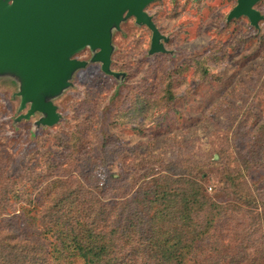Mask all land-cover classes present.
<instances>
[{"label":"rangeland","instance_id":"rangeland-1","mask_svg":"<svg viewBox=\"0 0 264 264\" xmlns=\"http://www.w3.org/2000/svg\"><path fill=\"white\" fill-rule=\"evenodd\" d=\"M236 2H151L163 52L151 50L147 26L124 17L111 28L113 75L85 46L72 58L86 66L57 94L45 91L60 115L52 125L41 112L21 117L23 73L0 66V189L17 179L37 196L56 176H75L106 203L128 202L156 172L195 173L229 213L202 249H219L221 264H264V0L256 24L227 18Z\"/></svg>","mask_w":264,"mask_h":264},{"label":"trees","instance_id":"trees-1","mask_svg":"<svg viewBox=\"0 0 264 264\" xmlns=\"http://www.w3.org/2000/svg\"><path fill=\"white\" fill-rule=\"evenodd\" d=\"M230 179L226 175L223 183ZM152 180L155 185L135 190L128 202L106 203L75 176H56L37 196L6 178L0 189V264H71L76 258L84 264H221L225 254L202 246L228 211L195 173L174 179L156 172Z\"/></svg>","mask_w":264,"mask_h":264},{"label":"water","instance_id":"water-1","mask_svg":"<svg viewBox=\"0 0 264 264\" xmlns=\"http://www.w3.org/2000/svg\"><path fill=\"white\" fill-rule=\"evenodd\" d=\"M154 0H0V54L16 50L19 57L0 55L4 69L19 68L23 84L20 108L30 102L21 117L36 112L45 114L44 122L57 119L54 104L46 100L45 91L57 94L67 85L70 73L85 61L72 58L89 46L98 51L93 60L102 62L103 72L110 73L111 28L124 17L151 30V50L163 51L162 37L146 7ZM227 18L245 15L256 24L262 15L254 5L259 0H236Z\"/></svg>","mask_w":264,"mask_h":264}]
</instances>
